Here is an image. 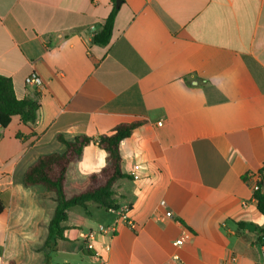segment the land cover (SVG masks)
<instances>
[{"label":"crops","instance_id":"0c3cea01","mask_svg":"<svg viewBox=\"0 0 264 264\" xmlns=\"http://www.w3.org/2000/svg\"><path fill=\"white\" fill-rule=\"evenodd\" d=\"M116 2L0 0V76L19 100L40 104L35 124L16 116L0 132V264H21L24 251L37 264L45 250L56 194L27 187V170L66 151L60 136L95 139L132 123L141 125L121 143L119 209L72 208L66 240L42 264L47 256L48 264H173L175 253L186 264H264V216L255 180H245L264 167V0H121L110 43L97 45ZM31 74L43 80L40 92L26 85ZM105 162L87 146L69 168L66 196ZM126 207L133 227L82 238ZM33 232L36 242L25 241Z\"/></svg>","mask_w":264,"mask_h":264},{"label":"trees","instance_id":"16d2710c","mask_svg":"<svg viewBox=\"0 0 264 264\" xmlns=\"http://www.w3.org/2000/svg\"><path fill=\"white\" fill-rule=\"evenodd\" d=\"M118 9L115 7L100 32L93 36V42L100 46H107L112 38L115 18ZM40 104L36 100H19L14 91L11 79L0 76V132L6 129L13 117H19L23 124H35L38 119ZM141 123L121 124L110 134L90 138L78 136L73 140H66L60 136L59 141L66 146L63 154H49L41 156L31 166L24 177L27 187L43 186L50 192L56 194L57 206L54 216L49 225V233L45 243V250L52 251L59 241L66 240L64 233L68 229L64 224L68 220V213L72 208L80 207L89 213V206L95 205L107 212L117 211L119 206L115 199L114 186L118 181L125 179L123 172V159L121 156V143L128 139ZM20 138V134L17 135ZM96 144L106 154L105 166L98 172L88 176L87 186L67 197L65 194V183L68 171L72 164L78 162L82 157L84 149ZM259 181L258 190L254 191V199L258 211L264 216V167L257 173ZM246 182L250 181L248 175ZM5 205L0 199V214L3 213ZM240 228L245 229V223H239ZM259 230V242L263 244L264 229ZM49 257H46L48 264Z\"/></svg>","mask_w":264,"mask_h":264},{"label":"built area","instance_id":"2783aa9c","mask_svg":"<svg viewBox=\"0 0 264 264\" xmlns=\"http://www.w3.org/2000/svg\"><path fill=\"white\" fill-rule=\"evenodd\" d=\"M26 85L29 87H34L40 92L44 84H43V80L37 74H31L30 76L26 78ZM159 125H162V123H159ZM248 177L250 178V180L252 179L255 180V182L252 184L253 190L254 191L258 190V186H257V182L259 181L258 175L248 174ZM161 205L165 206V202L164 201L161 202ZM129 212H130V208L126 207L125 209H123L122 211L118 213V217L112 226H109V227L100 226L98 231H90L86 234H82V238L85 240H93L99 234H111L112 235L116 232V227H117V224L119 223H124L129 227H133V223L128 217ZM166 216L172 217V213L167 212ZM187 235L188 233L186 231L183 232L182 236L174 242V246L177 249H180L183 247V245L185 244ZM88 247H91V246H88ZM172 263L173 264H186L178 253H175L172 256ZM101 264H106V262L102 261Z\"/></svg>","mask_w":264,"mask_h":264},{"label":"rangeland","instance_id":"374dc122","mask_svg":"<svg viewBox=\"0 0 264 264\" xmlns=\"http://www.w3.org/2000/svg\"><path fill=\"white\" fill-rule=\"evenodd\" d=\"M18 252H15L14 255H18L17 254ZM28 251H24V252H20V255L19 256L20 258V263L21 264H29V256H28ZM31 255H33L34 251H31L30 252ZM36 254H37V264H42L43 260H44V254H45V250H43V247H40L39 246V249L36 251ZM61 258L64 257V255L60 256ZM11 264H15V262H11Z\"/></svg>","mask_w":264,"mask_h":264},{"label":"clouds","instance_id":"9594fccd","mask_svg":"<svg viewBox=\"0 0 264 264\" xmlns=\"http://www.w3.org/2000/svg\"><path fill=\"white\" fill-rule=\"evenodd\" d=\"M48 221L47 220H45V223H47ZM24 239H25V241H29V240H31V241H33V242H36V233H28V234H25V236H24Z\"/></svg>","mask_w":264,"mask_h":264},{"label":"water","instance_id":"95a60500","mask_svg":"<svg viewBox=\"0 0 264 264\" xmlns=\"http://www.w3.org/2000/svg\"><path fill=\"white\" fill-rule=\"evenodd\" d=\"M120 5H121V0H117L116 8L118 9L120 7ZM247 229L250 230V231H255L256 227L254 225L247 224ZM262 241H263V244H264V237H263Z\"/></svg>","mask_w":264,"mask_h":264}]
</instances>
